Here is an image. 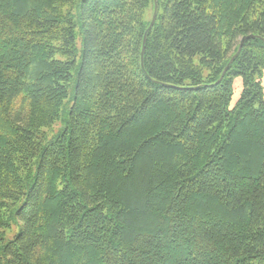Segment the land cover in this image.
Masks as SVG:
<instances>
[{
    "label": "trees",
    "instance_id": "1",
    "mask_svg": "<svg viewBox=\"0 0 264 264\" xmlns=\"http://www.w3.org/2000/svg\"><path fill=\"white\" fill-rule=\"evenodd\" d=\"M263 70L264 0H0V264H264Z\"/></svg>",
    "mask_w": 264,
    "mask_h": 264
},
{
    "label": "rangeland",
    "instance_id": "2",
    "mask_svg": "<svg viewBox=\"0 0 264 264\" xmlns=\"http://www.w3.org/2000/svg\"><path fill=\"white\" fill-rule=\"evenodd\" d=\"M149 15H151V10L148 12V17H149ZM77 47H78L79 53H81V50L83 48V45H82V37H81V35L79 33H77ZM261 81H262V85L264 87V70H263V73L261 75ZM233 87H234V90H233L232 100L230 102V108H233L236 105V103L239 100V98L241 96V93L243 91L244 81H243V78L241 76H237V77L234 78ZM71 93H73L72 89H71ZM263 96H264V93H263ZM60 127H61V123L60 122H57L49 130L50 131V134L53 135L56 131H58V129ZM17 230H18V226H15L11 231H9L7 233L6 238L7 239H11L14 236V234H15V232Z\"/></svg>",
    "mask_w": 264,
    "mask_h": 264
},
{
    "label": "water",
    "instance_id": "3",
    "mask_svg": "<svg viewBox=\"0 0 264 264\" xmlns=\"http://www.w3.org/2000/svg\"><path fill=\"white\" fill-rule=\"evenodd\" d=\"M157 11H158V4H157V2H155V10H154V13H153V18H152V20H151V24H150L149 29L154 25V23H155V21H156V19H157ZM149 29H148V30H149ZM148 30L146 31L145 36H144V44L146 43ZM247 37H250V36H247ZM245 39H246V37H244V38L242 39V43H243V41H244ZM242 43H241L240 49H241V47H242ZM144 52H145V47H143V50H142V67H143V68H144V65H143V56H144ZM233 59H234V58H232L231 62L233 61ZM231 62H230V63H231ZM229 65H230V64H229ZM229 65L226 67L225 71H227V69L229 68Z\"/></svg>",
    "mask_w": 264,
    "mask_h": 264
}]
</instances>
